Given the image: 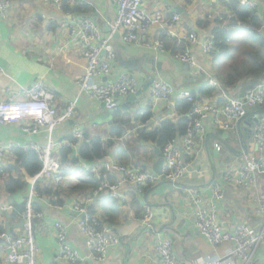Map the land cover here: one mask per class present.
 I'll list each match as a JSON object with an SVG mask.
<instances>
[{"label":"crops","instance_id":"0c3cea01","mask_svg":"<svg viewBox=\"0 0 264 264\" xmlns=\"http://www.w3.org/2000/svg\"><path fill=\"white\" fill-rule=\"evenodd\" d=\"M10 1V8L6 12L2 13L0 10V101L20 98L22 86H30L41 80L53 90L52 104L60 116L69 101L77 100L73 118L58 122L51 132L52 138L55 141L68 139L73 130L78 128L83 133V139L70 147L72 152L65 161L61 157L64 148L57 147L54 150V155L68 175L66 179L60 182L48 178L36 180L41 188L52 190L51 194H40L36 185L35 189L32 188L34 177H26L25 187L9 193L6 190L9 175L4 174L0 181V200L13 203L14 210L0 215L2 230L12 235L23 233V211L19 207L31 199L35 210L43 214V218L35 217L33 220L35 241L40 248V263H47L56 257L58 244L53 227L55 221L67 225L69 243L84 258L76 264H156L158 244L162 238L167 237L172 239L182 264H206L207 261L231 251L234 244L230 242L221 244L218 250L213 251L208 242L198 234L188 190L198 192L209 200L212 196V180L220 177L228 168L240 164L243 161V151H255L252 135L248 138L245 136L242 123L239 129L232 127L225 130L208 121L206 131L195 140L192 154L185 155L190 163L189 171L179 187L160 182L151 188L140 189L135 184L126 183L123 187L126 200L123 203L112 200L107 193H97L99 182L96 185L95 181L99 179L84 167L113 161L152 170L158 159L155 151L157 145L143 140L140 133L143 130H153L164 120L177 122L184 117L176 110L180 101L177 99L179 91L188 90L198 94V100L218 104H223L228 97H237L238 94L224 92L222 86L213 96L200 95L203 86L208 84L204 70L214 73L203 46L208 39L214 41L212 28L215 20L218 17L225 20L226 16L228 18L232 15L224 4L226 1L145 0L144 7L148 12L162 9L167 14L177 13L181 16V23L176 28L178 34L196 33L195 44L183 42L182 45L197 57L201 72L195 71L186 62L177 60L170 49L158 51L147 45L146 43L156 38L157 30L146 34V43L133 45L123 39L122 29L111 37L116 54L112 71L108 76L95 77L92 84L99 85L114 80L120 72L129 70L135 74L142 88L152 79L165 80L173 87L172 96L167 101L151 98L147 88L138 96L137 102L127 106V110L117 105L115 112L119 111L121 117L115 123L112 114L108 115L107 110L101 108L99 100L88 92H79L76 80L84 74L87 62L82 48L71 40L65 23L87 16L100 26L104 34L106 25H110L116 16V5L110 0H71L58 9L43 0ZM73 1H78L79 4L74 5ZM248 1L249 6L257 8L264 22V0ZM240 3L244 5L241 1ZM65 6L68 8L64 9ZM7 88H11V92H7ZM122 100L126 101L125 98ZM147 109H151L152 115L149 120L142 122L139 116ZM122 118L128 119V122H121ZM114 127L123 129L121 136L112 133ZM182 136L183 134L177 138ZM47 137L46 133L29 134L18 123L0 124V140L6 146L13 145L12 148H21L30 141L43 143ZM94 138L101 139L107 152L99 163L79 157L81 145ZM12 148L0 156V168L16 164ZM74 158H78L76 163H73ZM120 176L121 174L115 173L112 178ZM75 204L86 205L120 237V244L109 250L105 260L87 258L85 237L77 226L78 214L73 208ZM148 204L154 209V219L151 226H143V212ZM219 220L226 230H233L238 223H248L259 228L261 215L252 190L226 186ZM0 264L16 263L2 258ZM56 264L71 263L58 260Z\"/></svg>","mask_w":264,"mask_h":264},{"label":"built area","instance_id":"2783aa9c","mask_svg":"<svg viewBox=\"0 0 264 264\" xmlns=\"http://www.w3.org/2000/svg\"><path fill=\"white\" fill-rule=\"evenodd\" d=\"M69 1L71 0H43L44 3L58 9ZM110 1L116 5L117 12L113 22L110 23L109 36H105L100 26L87 16L75 22H67L65 26L70 32L71 40L77 42L82 48L87 62L84 74L76 80L79 92H88L100 102H105L107 108L115 110L117 107L115 100L136 93L140 85L135 74L129 70L120 72L114 80L105 81L99 85L91 83L95 77L108 76L112 71L116 54L110 41L111 37L122 29L123 39L133 45L146 43L144 40L148 32L163 30L170 38H175L178 44L183 42L195 44L197 35L195 32L178 34L176 28L181 23V16L177 13L167 14L162 9L148 12L144 7L145 0ZM241 2L244 5L250 3L248 0H241ZM73 3L79 4L78 1ZM10 4V0H0L1 12H6ZM146 44L158 51L167 49L166 41L161 38H155ZM213 49L214 41L208 39L203 46V51L209 55ZM174 57L186 62L195 71H202L197 57L189 48L176 53ZM1 71L2 68H0ZM204 74L210 86L221 88L218 78L211 71L206 69ZM6 91L11 92V88H7ZM148 93L153 99L167 101L172 96L173 87L165 80L154 79L148 87ZM19 95L18 99L0 101V124L18 123L29 134L46 133L48 136L46 142L30 141L21 147L23 150H34L42 163V169L34 176L32 188L35 189V182L40 178L55 179L58 182L66 179L68 175L54 155V150L57 147L70 148L78 144V141L83 139V133L76 128L68 139L55 141L51 132L58 122L73 118L77 100L69 101L64 113L60 116L57 108L52 104L53 90L41 80L35 81L30 86H22ZM177 99L191 103L192 108L184 114L186 129L183 136L169 141L162 150L165 159L164 177L162 178L152 170L126 166L113 161L104 162L101 165H84L99 179L97 193H107L112 200L123 203L126 200L123 190L126 183L135 184L140 189L156 186L160 182L179 187L189 171L190 163L185 155L192 154L195 140L206 131L207 122L210 121L215 127L225 130L232 127L239 129L242 121L253 114L255 108L264 104V81L256 83L252 89L240 96L226 98L223 104L198 100L188 90L179 91ZM252 142L255 145V151L248 149L243 151V161L240 164H235L224 171L220 177L212 180L210 185L212 196L209 200L204 199L198 192L188 190V199L194 209V225L198 234L208 242L213 251L218 250V246L223 243L234 244L227 254L209 260L206 264H259L261 262L264 264V187H260L258 183L259 175H264V120H260L255 126ZM12 146H6L0 140V156ZM115 173L121 176L112 178ZM226 186L252 190L261 215L259 228L248 223H238L233 230L222 227L219 214L220 206L225 200ZM73 208L78 214L77 226L85 237L87 258L97 261L105 260L109 250L120 244V237L86 205L75 204ZM13 210V203L0 200V215ZM35 217L43 218V214L34 210L32 201L29 199L26 201L22 214L23 233L12 235L7 231L0 232V259L5 258L16 264H56L58 260L76 264L84 260L78 250L69 243L67 225L55 221L53 227L58 244L56 257L47 263H40L38 260L40 248L34 234ZM153 219L154 209L148 204L144 208L142 225L151 226ZM156 264H182L172 239L167 237L160 240Z\"/></svg>","mask_w":264,"mask_h":264},{"label":"trees","instance_id":"16d2710c","mask_svg":"<svg viewBox=\"0 0 264 264\" xmlns=\"http://www.w3.org/2000/svg\"><path fill=\"white\" fill-rule=\"evenodd\" d=\"M240 1L228 0L224 2L231 10L232 15L228 18L226 16L225 20L219 17L215 20V25L212 28L214 49L209 54L214 73L211 72L218 78L224 92H231L233 95L238 94L237 96L252 89L256 83L264 81V22L257 8L242 5ZM67 8V6L64 7V9ZM156 38L164 39L167 48L173 55L185 49L184 44H178L175 38H170L163 30L157 32ZM217 92L218 88L206 84L201 89L200 95L213 96ZM192 94L198 99V94ZM191 108L192 104L184 100H180L176 105V110L181 115L187 113ZM253 111V114L264 112V104ZM151 115V109H147L139 116V120L145 122L150 119ZM112 117L114 123L118 122L121 117L120 112L114 111ZM121 122L127 123L128 119L122 118ZM185 129L186 118L182 116L177 122L169 119L164 120L151 131H141L140 135L143 140L153 142L160 150H163L169 141L184 134ZM241 132L244 136L242 130ZM112 133L121 136L123 129L114 127ZM71 152V148H64L61 151L62 160H67ZM106 153L100 138H94L90 142L83 143L79 149L81 159L94 163L101 162ZM14 154L17 159L16 164L0 168V181L4 174L9 175L6 185V190L9 193H14L25 187L26 177H34L42 169V163L34 150H23L16 147ZM77 161L78 158H74L73 163ZM98 182L95 181V184L97 185ZM145 188H151V186ZM36 190L40 194L52 193L50 189L41 188L38 182H36ZM25 204L19 207L21 211L25 210ZM0 232H3L1 227Z\"/></svg>","mask_w":264,"mask_h":264},{"label":"water","instance_id":"95a60500","mask_svg":"<svg viewBox=\"0 0 264 264\" xmlns=\"http://www.w3.org/2000/svg\"><path fill=\"white\" fill-rule=\"evenodd\" d=\"M103 31H104L105 36H109V34L111 32V26L109 24H107ZM152 80H154V79H152ZM152 80H150L149 83L146 86H144L143 88L139 87V89L137 90L136 93L129 94L127 97H125L126 101L119 99V98L116 99L115 100L116 104L120 105L122 109L127 110V106L129 104H131L132 102L138 101V96H140L150 86ZM100 103H101V105H100L101 108L104 110H107L108 115L109 114L113 115L115 110L107 108L105 102H100ZM260 120H264V112H259L257 114H251L243 120L242 125L244 127V134L247 138L252 135L255 126L257 125V123ZM155 151L158 155V159L154 162V164L152 166V171L154 173L160 175L163 178L164 177L163 167H164V163H165L164 154H163V151L160 150L158 147H155Z\"/></svg>","mask_w":264,"mask_h":264},{"label":"rangeland","instance_id":"374dc122","mask_svg":"<svg viewBox=\"0 0 264 264\" xmlns=\"http://www.w3.org/2000/svg\"><path fill=\"white\" fill-rule=\"evenodd\" d=\"M258 183L260 187H264V175H259Z\"/></svg>","mask_w":264,"mask_h":264}]
</instances>
